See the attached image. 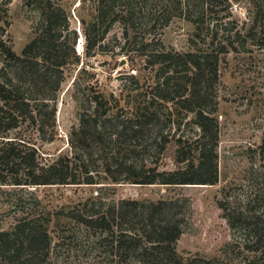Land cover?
Returning a JSON list of instances; mask_svg holds the SVG:
<instances>
[{"label": "trees", "instance_id": "obj_1", "mask_svg": "<svg viewBox=\"0 0 264 264\" xmlns=\"http://www.w3.org/2000/svg\"><path fill=\"white\" fill-rule=\"evenodd\" d=\"M24 1L38 13L39 22L35 38L20 55L9 42L7 9L0 7V192L7 196L11 210L23 214L9 230L0 231V264H53L66 241L77 249L87 244L83 252L111 257L108 264H184L176 244L187 227L186 214L181 212L186 200L106 203L101 198L109 181L137 186H213L219 182V63L229 48L237 50L238 26L229 29L230 23L207 21L220 20L213 0H174L170 5L163 4L167 0H97L93 19L82 21L86 57L116 53L117 48L106 39L121 22L124 42L118 53L135 52L147 68L154 69L153 86L143 88L135 80V93L127 103L130 110L103 93L85 96L79 105L82 139L71 144L70 154L51 162L15 132L30 123L42 140L47 137L43 113L55 121L65 69L79 59L75 50L79 37L73 32L67 53L60 42L61 28L69 24L65 10L53 0ZM251 1L255 19L248 37L262 47L264 0ZM174 9L195 25V38L207 44V50L167 51L156 38L157 31L176 16ZM245 44L243 39L241 48ZM169 150L175 168L161 170L160 159ZM126 155L130 162L125 161ZM98 162L107 167L102 176L96 170ZM69 185H100L101 198L69 212L57 242L49 225L53 217L64 213L38 212L40 200L31 189ZM25 197L34 201L31 211ZM226 203H220L225 212L229 210ZM229 212L228 223L246 224L252 238L244 246L254 254L246 264H264V215L245 218ZM72 223L75 228L69 231ZM77 229L81 237L75 235ZM188 264L213 262L190 260Z\"/></svg>", "mask_w": 264, "mask_h": 264}, {"label": "rangeland", "instance_id": "obj_2", "mask_svg": "<svg viewBox=\"0 0 264 264\" xmlns=\"http://www.w3.org/2000/svg\"><path fill=\"white\" fill-rule=\"evenodd\" d=\"M61 6L69 20L67 28H61V40L67 53L73 42V32L79 40L75 46L78 60L65 69L64 82L58 92L55 121L45 114V132L42 140L37 128L26 123L15 135L37 146L42 156L53 162L60 155L70 154L71 144L82 139L79 109L84 97L90 98L98 93L120 101V106L130 110L127 103L135 91L137 79L143 88L153 86L155 71L147 68L143 59L135 52L130 55L119 54L118 47L123 44V24L117 23L107 35L106 43L117 48L116 53H100L93 57L85 55V40L82 21L89 23L95 16L93 5L97 0H53ZM174 0L163 2L170 5ZM219 21H207L238 26L241 38L234 40L237 50L229 48L220 56V82L218 85L219 109L217 118L220 123L219 182L210 186H137L132 184H105L102 198L100 185L45 186L32 188L40 200L38 212L64 215L53 217L49 230L55 241L59 240L61 226L68 222L66 215L88 200L102 199L106 203L121 200L153 201L186 200L181 204V212L186 214L187 227L176 244V249L184 264L190 260L212 261L213 264H246L254 256L247 251L249 230L246 224L231 225L227 216L243 214L245 218L264 215V46L255 45L248 37L253 31L255 6L251 0H213ZM0 7L8 12V38L13 51L21 54L27 44L35 38V26L39 22L38 13L25 4L24 0H0ZM176 16L169 25L159 29L156 38L163 42L167 51L178 53L207 50L208 45L200 43L193 23ZM233 22V23H231ZM225 26V25H224ZM103 33V30L100 34ZM206 33H204L205 35ZM235 31L232 32V35ZM211 36H209L210 39ZM235 38V37H234ZM208 39V40H209ZM246 39L244 49L241 41ZM196 42L195 46L193 43ZM119 54V55H118ZM73 60V58H71ZM135 77V79H132ZM76 80V84H74ZM114 106V103L112 102ZM113 111H117L113 108ZM123 114V112H122ZM190 133H192L190 131ZM174 154L166 152L160 159L161 170H172ZM126 162L131 158L126 155ZM97 172L102 176L107 167L97 163ZM27 210L34 208V201L25 197ZM221 202H227L224 211ZM23 216L11 210L7 196L0 192V231L9 230ZM245 220V219H243ZM247 220V219H246ZM238 223V224H237ZM75 228L69 224L67 229ZM68 235L70 236V232ZM75 235L80 231L77 229ZM250 233V232H249ZM82 234L78 236L81 237ZM67 236V233H66ZM92 245V243H91ZM60 245L54 255L53 264H108L111 257L85 251L87 244L77 249L73 245ZM80 249V250H79Z\"/></svg>", "mask_w": 264, "mask_h": 264}, {"label": "water", "instance_id": "obj_3", "mask_svg": "<svg viewBox=\"0 0 264 264\" xmlns=\"http://www.w3.org/2000/svg\"><path fill=\"white\" fill-rule=\"evenodd\" d=\"M195 187H197V186H195Z\"/></svg>", "mask_w": 264, "mask_h": 264}]
</instances>
